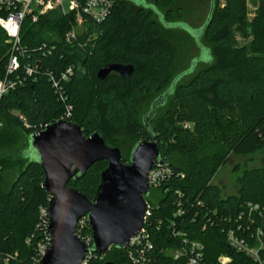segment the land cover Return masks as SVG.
Wrapping results in <instances>:
<instances>
[{
  "label": "trees",
  "instance_id": "trees-1",
  "mask_svg": "<svg viewBox=\"0 0 264 264\" xmlns=\"http://www.w3.org/2000/svg\"><path fill=\"white\" fill-rule=\"evenodd\" d=\"M113 2L103 23L90 24V33L96 37L83 42L82 49L64 40L75 14L54 10L36 23L24 20L20 34L24 61L38 64L39 71L32 76L22 74L23 84L0 99V147H14L21 137L30 147V137L40 126L59 121L65 104L49 73L57 77L68 67L81 68L69 83H63L73 107L69 122L78 125L85 137L99 133L109 147L120 149L125 164L138 142L154 137L160 158L173 169L171 180L158 189L162 198L154 204L146 197L152 208L145 227L154 247L146 253L147 260L174 264L163 250L180 244V237H172L177 229L204 246L205 264H214L220 255L229 256L233 264H259L233 249L227 232L242 224L247 233L239 236L254 246L260 228L264 242V168L244 170L237 178V195L224 196L211 181L227 164L229 154L252 156L264 150V0L255 2L250 21L247 0H213L196 42L208 57L199 56L196 63L201 67L194 73L190 70L186 82L172 68L176 45L169 32L182 30L181 22L176 21L182 17L177 0H154L150 5ZM240 36L252 37L248 46L240 45ZM7 39L0 28V79L5 77L8 63ZM109 64L132 65L135 70L126 79L111 73L99 80L98 71ZM145 98L152 102L143 114ZM159 100L163 103L146 122ZM158 110L162 112L157 114ZM0 165V175L5 171L9 177L16 170L10 183L0 180V255L13 257L9 264H39L38 245L44 238L41 210L47 209L50 200L42 187L44 174L29 155L24 163L0 160ZM107 165L106 161L94 164L69 185L94 197ZM177 192L183 195L182 219L173 217ZM248 204L258 206L251 213L253 223L248 221ZM241 213L244 216L239 220ZM172 221L176 222L174 228ZM77 230L82 238L91 237L87 222ZM260 256L264 264V250ZM141 258L133 248L113 246L104 256L93 255L88 264H146Z\"/></svg>",
  "mask_w": 264,
  "mask_h": 264
},
{
  "label": "water",
  "instance_id": "water-1",
  "mask_svg": "<svg viewBox=\"0 0 264 264\" xmlns=\"http://www.w3.org/2000/svg\"><path fill=\"white\" fill-rule=\"evenodd\" d=\"M212 5L213 0L210 14ZM203 29L204 26L199 31L197 43ZM134 70L132 65L109 64L98 71L97 78L103 81L115 73L126 79ZM160 103L162 100L153 105L146 122ZM29 142L35 154V159L32 156L31 159L42 169V187L50 197L47 206L50 246L40 264H82L89 254L104 256L113 246L127 249L131 239L144 226L146 197L149 195L148 173L160 159L155 138L138 142L129 164L123 162L120 149L109 147L99 133L85 137L78 125L64 120L51 122L43 131L32 134ZM102 161L108 165L100 175L94 197L69 185ZM82 219H86L91 230L90 248L77 235Z\"/></svg>",
  "mask_w": 264,
  "mask_h": 264
},
{
  "label": "built area",
  "instance_id": "built-area-1",
  "mask_svg": "<svg viewBox=\"0 0 264 264\" xmlns=\"http://www.w3.org/2000/svg\"><path fill=\"white\" fill-rule=\"evenodd\" d=\"M114 7L113 0H85L80 2L79 0H0V28L6 33L8 39L7 43L10 45V51L8 56V63L6 66V73L3 79H0V99L6 95L9 91L15 90L19 85H22L24 79L22 74L26 76H32L39 71L38 64H28L25 60L26 51L21 45V28L25 19H30L33 23H36L40 16L47 13L58 10L63 15L70 13L75 14V22L70 31L65 35V42L70 45H77L81 49L84 47L83 42L88 43L95 39V34L90 33V24H101L111 14ZM82 40V41H81ZM81 71V68L75 69L74 67H68L62 71L57 77L49 73L50 81L56 90L59 99L65 104V112L60 120L68 121L72 116L73 107L68 103V96L64 90L63 83H69L75 75ZM48 125L44 127L40 126L43 131ZM27 127H29L27 125ZM36 132V133H37ZM264 136V130L262 132ZM1 170V166H0ZM173 176V169L163 159H159L148 173V186L149 191L158 190L167 181H170ZM184 178V175H181ZM179 198L176 202L177 210L173 215L175 219H182L185 215V209L183 207L182 197L183 195L177 192ZM147 203V211L144 220L143 229L131 239L127 248L135 249V252L141 255V259L149 264H153L147 260L146 253L154 249L153 245L149 241V232L145 227L149 216L151 215V204ZM201 205V204H200ZM249 211L248 221L253 223L251 213L258 210V206L248 204ZM216 215L217 212H214ZM244 213H241L239 220H242ZM42 225L44 228V238L38 245V251L40 258L46 253L50 246V234L48 232L49 216L47 209L41 210ZM194 220V219H193ZM86 219H82L78 228L83 227ZM173 228L176 226V222L172 221ZM207 226H204V229ZM77 228V229H78ZM246 234V230L239 224L237 229L229 230L227 232V242L230 246L238 252L245 254L253 259L254 262L263 264L261 261V252L264 250V242L261 237L263 232L260 228L257 229V244L251 245L243 236ZM77 235L81 237L78 234ZM172 237L177 239L181 238V242L177 246L168 247L163 250V253L169 254L174 264H205L203 263L204 246L197 241H191L185 232L173 229ZM82 238V237H81ZM88 247L92 246V238H82ZM143 245V246H142ZM92 254L85 259L82 264H86L92 257ZM134 256V253H133ZM132 256V257H133ZM13 257L9 255H0V264H9ZM40 259V261H41ZM39 261V264H40ZM146 263V264H147ZM214 264H233L232 259L226 255H220Z\"/></svg>",
  "mask_w": 264,
  "mask_h": 264
},
{
  "label": "rangeland",
  "instance_id": "rangeland-1",
  "mask_svg": "<svg viewBox=\"0 0 264 264\" xmlns=\"http://www.w3.org/2000/svg\"><path fill=\"white\" fill-rule=\"evenodd\" d=\"M144 1L145 4H152L154 0H137ZM212 0H177L176 8L182 9V17H178L176 21H180V28L182 30H173L169 32L171 41L176 45V60L172 62V68L174 74L181 75V82H186L191 77L185 74L192 69L193 73L201 66L198 62V58L203 60L207 59L208 55L206 50H200L196 43L199 37V31L206 23L211 9ZM257 0H247V16L248 20H252L257 8ZM52 36V35H50ZM252 37L247 38L239 37V43L241 46H248ZM201 44V42H200ZM199 58V59H200ZM185 74V75H184ZM145 98L141 102V111L143 114L148 113L151 104V99ZM162 111L158 110L156 113L160 114ZM32 156L35 159L33 150L29 147L28 140L21 137L18 143L14 147H0V160H6L10 164L19 162H26L27 156ZM1 166V165H0ZM264 168V150L257 152L252 156H236L229 154L227 164L222 167L212 179V183L221 189L224 196L237 195L239 187L237 185L238 176L248 169ZM1 171V170H0ZM16 170L9 174L2 172L0 180H7L10 183L14 177ZM162 195L159 190L149 191L147 199L156 204ZM88 264V262L86 263Z\"/></svg>",
  "mask_w": 264,
  "mask_h": 264
}]
</instances>
